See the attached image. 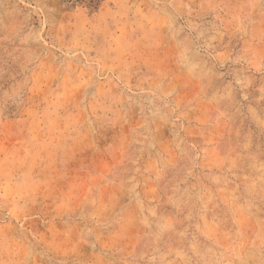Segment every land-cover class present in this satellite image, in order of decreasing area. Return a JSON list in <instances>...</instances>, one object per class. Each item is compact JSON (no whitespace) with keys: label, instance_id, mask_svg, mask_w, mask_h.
Masks as SVG:
<instances>
[{"label":"rangeland","instance_id":"obj_1","mask_svg":"<svg viewBox=\"0 0 264 264\" xmlns=\"http://www.w3.org/2000/svg\"><path fill=\"white\" fill-rule=\"evenodd\" d=\"M0 264H264V0H0Z\"/></svg>","mask_w":264,"mask_h":264}]
</instances>
